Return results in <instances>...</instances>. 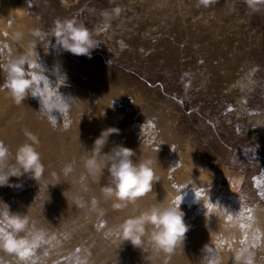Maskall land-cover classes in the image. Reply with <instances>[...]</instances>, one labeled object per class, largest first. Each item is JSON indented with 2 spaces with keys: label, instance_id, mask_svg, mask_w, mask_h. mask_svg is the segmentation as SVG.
Here are the masks:
<instances>
[{
  "label": "rangeland",
  "instance_id": "374dc122",
  "mask_svg": "<svg viewBox=\"0 0 264 264\" xmlns=\"http://www.w3.org/2000/svg\"><path fill=\"white\" fill-rule=\"evenodd\" d=\"M72 16L98 42L90 58L34 35L51 34L57 18ZM35 51L44 70L29 65L36 83L24 104L0 90V141L14 157L28 130L45 166L38 182L25 174L0 186V213L27 215L21 235L35 247L23 258L0 250V264H146L145 253L117 237L133 206L117 210L100 198L80 163L107 127L119 133L104 152L123 145L133 160L157 157L160 181L138 201L141 209L183 194L189 230L170 264H209L208 249L232 264L241 247L264 264V202L242 183L251 163L245 148L264 155V6L253 14L245 0H0V60L35 58ZM59 94L73 97L67 112L40 109ZM69 162L75 171L65 177ZM107 176L105 169L101 185ZM84 184L85 199L100 198L103 214L73 203ZM0 229L7 230L2 216Z\"/></svg>",
  "mask_w": 264,
  "mask_h": 264
},
{
  "label": "clouds",
  "instance_id": "9594fccd",
  "mask_svg": "<svg viewBox=\"0 0 264 264\" xmlns=\"http://www.w3.org/2000/svg\"><path fill=\"white\" fill-rule=\"evenodd\" d=\"M65 2L66 0H62V3ZM211 2L212 0H202L205 6ZM245 2L253 14L261 11V6H264V0H245ZM34 35L41 39L46 38L48 41L50 37H54L55 46L77 56L83 55L90 58L91 51L98 46V42L93 38V32L76 16L57 18L51 34L36 31ZM21 36V33H16L14 38L20 39ZM34 56L35 58L24 56L0 60V73L3 74L0 90L6 91L16 105L24 104L28 96L32 95L36 83L29 70V65L31 69L44 70L38 62L36 51ZM72 98L61 94L46 96L40 101V109L50 114L53 110L60 113L67 112L72 104ZM114 133L118 134L119 129L104 128L95 138L91 149L82 148L80 163L83 166V173L91 183L99 185L100 198L104 201H112L114 209L121 210L129 205L133 206V212L117 226V237L121 244L128 241L134 248L145 253L148 257L146 264H170L171 257L176 250L179 248L183 251L184 240L189 230V225L184 221L185 213L180 207L183 194L180 190L181 194L168 201L167 204L163 199L157 200L155 197L154 203L141 209L138 201L149 193H153L154 183L160 181V177L156 174L157 157L153 159L140 155L138 159L133 160L136 153L133 149L123 145H116L109 152H104L103 148L109 136ZM24 135L25 142L17 146L14 157L8 147L0 141V186H12L9 183L10 176L20 177L27 174L37 182L43 176L45 166L41 153L37 150L39 140L26 129ZM10 159H14L11 165L9 164ZM105 169H107L108 176L106 183L101 185L100 179ZM74 171L75 167L72 162L66 163L62 168V174L65 177L70 176ZM53 178L57 183L49 184L55 186L61 183L58 174L54 173ZM65 191L63 195L68 203ZM89 191L90 187L87 184L82 185L81 194L74 198L73 203L88 212L103 214V210L99 208L100 198L92 195L90 199H85V194ZM0 216L7 229H0V250L16 253L31 246L32 241L28 235H21L28 230L30 219L27 215L10 213L7 208V211L0 213ZM208 251L211 254L209 264H223L218 252L212 249ZM231 260L232 264H256L255 253L247 247L235 250Z\"/></svg>",
  "mask_w": 264,
  "mask_h": 264
},
{
  "label": "flooded vegetation",
  "instance_id": "af4514ba",
  "mask_svg": "<svg viewBox=\"0 0 264 264\" xmlns=\"http://www.w3.org/2000/svg\"><path fill=\"white\" fill-rule=\"evenodd\" d=\"M244 152L246 157L251 158V163L243 170L242 183L264 202V155L258 153L255 146H247Z\"/></svg>",
  "mask_w": 264,
  "mask_h": 264
},
{
  "label": "snow or ice",
  "instance_id": "6c2138e0",
  "mask_svg": "<svg viewBox=\"0 0 264 264\" xmlns=\"http://www.w3.org/2000/svg\"><path fill=\"white\" fill-rule=\"evenodd\" d=\"M34 79H35V77H34ZM196 195L197 196H200L201 195V193L200 192H197L196 193ZM211 207V206H210ZM31 247H35V244H33ZM19 255L23 258V257H25L26 255H27V251L26 250H21V251H19Z\"/></svg>",
  "mask_w": 264,
  "mask_h": 264
},
{
  "label": "trees",
  "instance_id": "16d2710c",
  "mask_svg": "<svg viewBox=\"0 0 264 264\" xmlns=\"http://www.w3.org/2000/svg\"><path fill=\"white\" fill-rule=\"evenodd\" d=\"M116 66L120 67V68H125L124 65H122L121 63H116ZM134 72V70H132Z\"/></svg>",
  "mask_w": 264,
  "mask_h": 264
}]
</instances>
